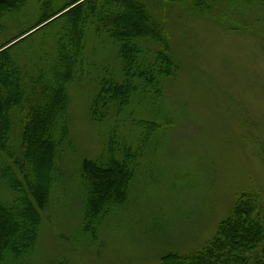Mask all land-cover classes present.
Instances as JSON below:
<instances>
[{"label":"rangeland","instance_id":"obj_1","mask_svg":"<svg viewBox=\"0 0 264 264\" xmlns=\"http://www.w3.org/2000/svg\"><path fill=\"white\" fill-rule=\"evenodd\" d=\"M1 1L8 2L0 3V48L9 43L0 50L7 49L4 59L23 73L46 75L56 35L69 19L61 16L85 0L70 8L73 0ZM140 1L161 32L174 74L140 84L125 107L95 119L98 80L122 82L118 47L102 21L87 23L78 45L67 42L83 47L82 59L64 79L65 117L56 127L36 240L29 255L5 264H162L165 256L206 246L246 193L257 197L264 219V5L222 0L198 12L187 0ZM140 45L148 59L161 49L150 39ZM44 82L27 96L40 95ZM20 118L9 145L16 153ZM127 152L135 162L125 201L85 232L84 164L123 160ZM3 166L14 170L10 161ZM0 199L14 200L5 185Z\"/></svg>","mask_w":264,"mask_h":264},{"label":"trees","instance_id":"obj_2","mask_svg":"<svg viewBox=\"0 0 264 264\" xmlns=\"http://www.w3.org/2000/svg\"><path fill=\"white\" fill-rule=\"evenodd\" d=\"M79 1L73 0L67 8ZM187 1L192 3L194 10L205 12L222 0ZM259 2L264 5V0ZM66 15L69 19L56 35L55 60L46 75L43 70L37 77H34V70L23 73L11 58L4 59L7 49L0 52V190L5 185L14 196L11 205L0 199V264L22 260L30 254L36 240L39 211L47 199V170L54 165L58 149L56 127L65 117L64 79L66 76L70 79L66 73L82 59L83 47L78 49L74 44L72 48L68 43L74 39L78 45L87 23L101 24L102 21L118 47L122 82L98 80L97 95L92 103L95 119L103 118V113L110 107H125L135 93L142 91L140 84L156 85L159 79L171 76L176 70L160 30L153 28L149 11L140 0H85L61 17ZM52 16L55 14L46 18ZM34 28L20 34L19 38ZM146 39L161 46L151 59L146 58L140 45V41ZM47 74L51 80L45 77ZM25 79L29 84L22 88ZM43 79L47 82H44L46 87L42 83L40 95L27 96L30 87H37ZM24 108L27 110L20 112ZM18 116L21 118L17 138L19 152L16 153L9 145ZM5 161H10L14 170L6 169L3 166ZM134 162L127 152L123 160L110 158L106 162L84 164L83 178L89 183L85 232L93 233L96 223L111 207L125 201ZM162 264H264V219L257 197L251 193L242 194L230 216L219 225L214 238L206 246L187 256H165Z\"/></svg>","mask_w":264,"mask_h":264}]
</instances>
